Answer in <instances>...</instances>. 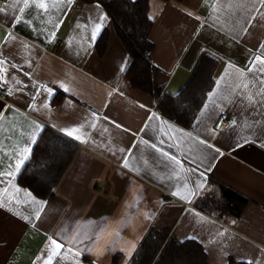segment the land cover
Masks as SVG:
<instances>
[{"label":"crops","instance_id":"1","mask_svg":"<svg viewBox=\"0 0 264 264\" xmlns=\"http://www.w3.org/2000/svg\"><path fill=\"white\" fill-rule=\"evenodd\" d=\"M108 1L0 13V264H47L53 241L63 247L51 264H127L150 228L199 242L208 264H264V0H149L166 93L179 94L203 57L218 62L190 127L125 79L132 56ZM47 128L78 148L43 200L18 177Z\"/></svg>","mask_w":264,"mask_h":264},{"label":"trees","instance_id":"2","mask_svg":"<svg viewBox=\"0 0 264 264\" xmlns=\"http://www.w3.org/2000/svg\"><path fill=\"white\" fill-rule=\"evenodd\" d=\"M104 5L118 36L132 56L125 79L133 89L151 95L163 116L190 127L214 85L217 60L203 57L183 90L177 95H170L157 82L160 69L152 60L154 44L149 34L154 21L149 17V0H111ZM107 45L108 35L104 33L96 45L99 54L105 52ZM77 148L73 141L52 129H44L31 158L19 174L18 183L40 199L54 198L57 185ZM119 259L120 254L115 255L114 262ZM127 264H208V256L203 246L195 240L179 241L171 236L170 229L158 231L150 228ZM229 264L245 263L230 261Z\"/></svg>","mask_w":264,"mask_h":264},{"label":"snow or ice","instance_id":"3","mask_svg":"<svg viewBox=\"0 0 264 264\" xmlns=\"http://www.w3.org/2000/svg\"><path fill=\"white\" fill-rule=\"evenodd\" d=\"M58 2H59V0H52L51 6H52V7H55L56 4H57ZM20 3L23 4V7L19 8V10H18L19 13H22L23 10H24V8L29 7V0H14V2H13L12 4H10V5L6 6V7H0V13H4V12L7 10V7L16 8V6H17L18 4H20ZM31 3H32V5H34L35 8H37V9H41V10H43V11H45V12H47L48 9H49V2H48V0H31ZM101 19H106V17L101 16ZM25 22H26V21H25ZM99 30H100V25L97 24L96 29H95V30L93 31V33H92V38H93V39L96 38V33H97ZM256 59H257L258 61H260L262 64H264V58H262V57H257ZM261 71H264V69H261ZM237 87H239V85H237ZM244 87L247 88V85L245 84ZM248 99H252V97H248ZM202 115H203V113H202ZM64 131H65V134H66V135L73 136L74 133L80 131V129H79V128H73V129H71V130H64ZM75 138H76V139H80L79 136H75ZM31 139H32V141L34 142V141H35V135H33V136L31 137ZM204 142H205V141H201V143H204ZM209 147H211V145H209ZM29 151H30V149H29L28 147H25V148L23 149V153L25 154L24 157H23L24 159L27 158V155H26V154H27ZM217 151H218V149H217ZM165 155H166V154H165ZM171 160H173L174 162H176L177 164H179V161H177V159H176L175 156H172V157H171ZM22 163H23V159H21L20 161H18V163L16 164V168H17V170H19V167H20V165H21ZM124 166H125V167H128L127 162H125V165H124ZM182 198H185V199H186V197H182ZM37 215H38V214H37ZM53 244H55V249L52 251V254L47 258V264H51V261H52V257H53V256H58V255H60V252L57 251V250H58V249H61V248L63 247L62 244L57 243L56 241H53ZM69 251H71V249H69ZM75 254H76V255H79V252H77V253H75ZM245 264H252V262H251V261H246Z\"/></svg>","mask_w":264,"mask_h":264},{"label":"built area","instance_id":"4","mask_svg":"<svg viewBox=\"0 0 264 264\" xmlns=\"http://www.w3.org/2000/svg\"><path fill=\"white\" fill-rule=\"evenodd\" d=\"M3 5V0H0V7ZM4 94L7 93V91H3ZM229 123V120L227 118V115H221L217 123L215 124V129L220 130L224 126H226Z\"/></svg>","mask_w":264,"mask_h":264}]
</instances>
